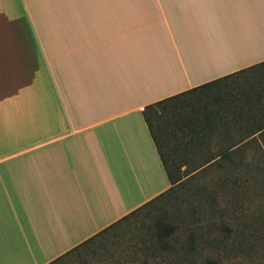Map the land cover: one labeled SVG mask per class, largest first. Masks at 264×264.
<instances>
[{
	"label": "crops",
	"instance_id": "obj_1",
	"mask_svg": "<svg viewBox=\"0 0 264 264\" xmlns=\"http://www.w3.org/2000/svg\"><path fill=\"white\" fill-rule=\"evenodd\" d=\"M261 61L264 0H0V264L168 190L145 106Z\"/></svg>",
	"mask_w": 264,
	"mask_h": 264
},
{
	"label": "rangeland",
	"instance_id": "obj_2",
	"mask_svg": "<svg viewBox=\"0 0 264 264\" xmlns=\"http://www.w3.org/2000/svg\"><path fill=\"white\" fill-rule=\"evenodd\" d=\"M258 70L231 76L218 87L186 95L185 104L178 103L177 108L153 113L151 126L164 159L181 167L182 179L164 197L50 264H209V258L216 264H264V158L258 171L254 166L232 169L225 161L226 168L214 162L187 174L204 157L188 150L177 114L178 108L190 109V105L203 110L218 107L213 96L230 90L241 93L258 88ZM203 91L214 93L204 95ZM220 145L225 147L227 142L213 141L210 148ZM159 220L173 225L167 239L174 252L162 249L152 256L146 248L156 242Z\"/></svg>",
	"mask_w": 264,
	"mask_h": 264
},
{
	"label": "trees",
	"instance_id": "obj_3",
	"mask_svg": "<svg viewBox=\"0 0 264 264\" xmlns=\"http://www.w3.org/2000/svg\"><path fill=\"white\" fill-rule=\"evenodd\" d=\"M250 69H259L260 84L258 88L251 87L241 93H233L231 92L233 90H230L228 94H223L221 97L213 96L217 104L219 105L220 103L218 107L213 109L205 108L203 110V108L197 109L194 108L193 105H190V109H182L179 111L178 108L177 114L178 116L180 115V132L183 137H187V144L189 145L188 150L190 153L200 154L204 157L203 162L197 165H192L190 170L187 171V174L190 172H194L195 174V172L197 173L198 171H201V169H206L212 164L214 165V162L221 164L222 167L226 168L224 165L225 161L226 164L232 166V169L237 168V170H239L238 168L240 167L254 166L257 171L260 170L262 166L260 164V160L264 158V61L226 75L222 78L207 82L187 91L177 93L163 100L146 105L143 110L144 119L148 125L154 142L156 143L171 186L165 192L139 206L134 211L123 216L115 223L86 239L68 252L52 260L50 263L64 257L79 246L96 238L103 231L129 219L131 216L154 203L157 199L164 197L166 194L173 191L182 179L183 176L180 170L181 167L168 165L164 159L158 143L157 135L154 133L151 126L153 113H158L160 111L166 112L171 108H177L176 105L178 103H180V105L185 104L184 98L186 95L199 90H204L212 85L218 87L220 83H223L231 76L249 71ZM203 93L204 95H211L214 92L208 93L203 91ZM221 93L223 92L221 91L217 94L221 95ZM213 141H216L217 143L227 142V146L222 147L220 145V148L212 150L210 148V144ZM251 148L254 152L249 154L248 150ZM161 221L162 220H159L157 222L156 242L152 246H148L146 248L147 253H151L152 256H155V253L162 249L167 250L168 252H174L173 244L169 238L167 239V237L171 236L174 232L173 225ZM134 258L137 259L136 257ZM207 262L209 264H216V262L210 258L207 259Z\"/></svg>",
	"mask_w": 264,
	"mask_h": 264
}]
</instances>
